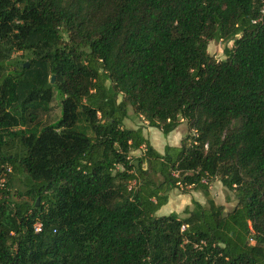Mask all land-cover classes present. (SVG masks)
<instances>
[{
    "label": "trees",
    "instance_id": "1",
    "mask_svg": "<svg viewBox=\"0 0 264 264\" xmlns=\"http://www.w3.org/2000/svg\"><path fill=\"white\" fill-rule=\"evenodd\" d=\"M210 41L232 42L224 60ZM128 108L189 134L160 153ZM0 165V264H264V0H0ZM214 180L229 212L156 216Z\"/></svg>",
    "mask_w": 264,
    "mask_h": 264
},
{
    "label": "rangeland",
    "instance_id": "2",
    "mask_svg": "<svg viewBox=\"0 0 264 264\" xmlns=\"http://www.w3.org/2000/svg\"><path fill=\"white\" fill-rule=\"evenodd\" d=\"M232 47V42L222 41H210L207 44L206 51L216 60H224L226 58V51ZM10 59L8 60L9 68L15 66L17 62H27L28 53L23 51H12L10 53ZM13 69V68H12ZM47 110L40 112L37 116L36 122L42 127L44 125L53 123L60 117V100L56 98L55 92L53 93ZM118 97V101H120ZM123 126L128 129H135L142 127L146 129V136L151 146L158 152H162L165 145L178 146L183 136L189 134L188 123L183 121L174 131L167 136H164L161 131L156 128H149L146 122L133 112L132 109L128 108L127 117L124 119ZM10 148H12L10 150ZM14 148V149H13ZM18 149V143L12 142L8 151L13 152ZM144 149L133 151L131 156L137 157L143 153ZM10 195L17 201L30 202L26 196H18L17 193L23 194L26 190L23 177L13 176L11 180ZM208 196L198 190H191L187 194H181L180 190L174 189L168 194V202L160 208L156 213V216H166L169 213H177L179 217H183V211L185 208L192 206V201L196 200L202 205H206L208 200L214 201L216 205L222 206L225 212H229L236 205L235 193L223 187L218 180H214L209 185Z\"/></svg>",
    "mask_w": 264,
    "mask_h": 264
},
{
    "label": "built area",
    "instance_id": "3",
    "mask_svg": "<svg viewBox=\"0 0 264 264\" xmlns=\"http://www.w3.org/2000/svg\"><path fill=\"white\" fill-rule=\"evenodd\" d=\"M256 21H253L255 23ZM6 171L10 172V168L8 166L0 165V189H2L6 182ZM35 232L40 231V224L36 223L34 225Z\"/></svg>",
    "mask_w": 264,
    "mask_h": 264
},
{
    "label": "water",
    "instance_id": "4",
    "mask_svg": "<svg viewBox=\"0 0 264 264\" xmlns=\"http://www.w3.org/2000/svg\"><path fill=\"white\" fill-rule=\"evenodd\" d=\"M25 67H27V63L24 64ZM53 82V77L50 78V83ZM38 202V200H36V203Z\"/></svg>",
    "mask_w": 264,
    "mask_h": 264
},
{
    "label": "crops",
    "instance_id": "5",
    "mask_svg": "<svg viewBox=\"0 0 264 264\" xmlns=\"http://www.w3.org/2000/svg\"><path fill=\"white\" fill-rule=\"evenodd\" d=\"M150 128V127H149ZM142 131H143V134H144V136L147 138V136H146V129L145 128H142ZM170 134V133H169ZM148 139V138H147ZM161 153V152H160Z\"/></svg>",
    "mask_w": 264,
    "mask_h": 264
}]
</instances>
